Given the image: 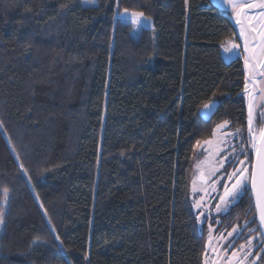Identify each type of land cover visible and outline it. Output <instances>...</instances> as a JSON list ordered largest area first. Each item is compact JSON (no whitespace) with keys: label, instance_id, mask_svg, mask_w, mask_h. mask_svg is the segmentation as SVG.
Instances as JSON below:
<instances>
[{"label":"trees","instance_id":"obj_1","mask_svg":"<svg viewBox=\"0 0 264 264\" xmlns=\"http://www.w3.org/2000/svg\"><path fill=\"white\" fill-rule=\"evenodd\" d=\"M96 1L0 0V264H204L196 142L249 126L235 25L212 0Z\"/></svg>","mask_w":264,"mask_h":264},{"label":"rangeland","instance_id":"obj_2","mask_svg":"<svg viewBox=\"0 0 264 264\" xmlns=\"http://www.w3.org/2000/svg\"><path fill=\"white\" fill-rule=\"evenodd\" d=\"M241 2H248V0H241ZM95 5H97L96 0ZM215 5L230 16L236 28V35L222 46V54L226 61H232L236 58H241L243 61L246 72L245 89L247 86V91L244 89L243 94L247 102L248 112L249 106L251 105L252 135L259 140L260 132L263 131L264 128V38L259 36V33L264 31V17L260 15L264 10L254 8L241 13V15L237 17V15L231 11L230 6H222V0H216ZM123 12L124 10L117 13L118 19L121 20L120 14ZM128 12L132 13L133 11L128 10ZM144 17L147 18V20L141 25H137L131 20L128 21L133 26L132 34L135 38L139 36L142 28L153 27L152 20L146 16ZM237 19L241 20L245 29L249 51H245V39L240 36L241 24H237ZM249 20H251V26L248 23ZM250 27H255L256 32H251ZM253 37H255V39H253ZM233 45L236 46V50H232ZM245 56L249 58L247 67L245 65ZM216 126L214 128L216 130L215 135L213 134L212 138L208 139L212 140L213 144L204 145L203 148L198 147L197 159L195 161L192 177V182L193 180L196 181V191H193L192 183L190 191L193 210L197 217L199 229L200 231L204 230L206 232L207 241L204 264H253V261H255V264H264V240L257 222V216V225L253 224V218H249V215L246 213L247 217L235 222L232 226L231 221H225L223 219L229 212L217 213L215 211V205L219 202V196L223 194V186L218 185L217 191L212 192L210 186L211 181L209 180L205 183L200 179L201 172L207 177L211 169L206 164H202L201 169H197L196 165L202 161H206L209 157V152H214L216 148L224 147L222 155L226 156L231 153L233 148L239 151L241 145L250 148L248 130L245 131L240 128H232L229 123H227L223 129H217ZM237 129L241 130V136L229 135L235 133ZM218 140H226L227 146L225 147L224 145L217 144L216 141ZM253 158L254 152L249 151V170H251ZM214 159H218V157H214ZM239 159L243 160L244 156H240ZM234 166L239 167V165L234 164V162L225 163L224 169H221V173L219 174L221 179H223L224 171L226 170L230 173L233 171ZM233 182L234 181L229 182V187H231V183ZM201 189L204 190L202 191ZM248 193H250L252 197L250 184L248 190L243 193V197ZM212 197H215V199H212ZM201 200L207 203V207L204 206L203 202L200 208L196 207V202ZM240 200L241 199L235 202L234 205ZM234 205H232L231 208ZM205 213L207 214V218L204 216ZM3 226L4 224L0 225V235L3 231ZM250 230L252 231L250 232ZM229 233H232V236H229ZM250 239L252 240V246L249 247L247 245ZM229 244L231 247L225 252L224 248ZM242 245H245L243 249H241ZM233 252L237 253V255L233 256Z\"/></svg>","mask_w":264,"mask_h":264},{"label":"snow or ice","instance_id":"obj_3","mask_svg":"<svg viewBox=\"0 0 264 264\" xmlns=\"http://www.w3.org/2000/svg\"><path fill=\"white\" fill-rule=\"evenodd\" d=\"M87 2L90 5H95V0H82V3ZM119 0H117V3ZM187 3V0H185ZM222 6L228 7L230 6L231 11L234 12L237 17L241 15V13H244L247 10H252L254 8H260L264 10V0H248V2L242 3L241 0H222ZM63 7V5H62ZM121 15V23H127L129 20L135 22L137 25H141L146 22L147 18L144 17V14L142 12H132L129 13L127 9L124 10V12ZM262 17H264V11L260 13ZM115 19V17H114ZM237 24H241V31L240 36L245 39V51H249L248 45H247V36L245 35V29L243 27V24L241 20L237 19ZM249 25L251 26V20L248 21ZM251 32L255 33L256 28L250 27ZM259 36L261 38H264V31H261L259 33ZM255 39V37H253ZM232 50H236V46H232ZM254 53V50H253ZM249 58L245 56V65L248 66ZM245 91H247V86ZM205 109L209 108V105H204ZM227 121H225L223 124L217 125V129H223L227 125ZM251 105L249 106V144L250 148H246L243 145H241L239 151H237L235 148L232 149L231 153L229 155H222L224 151V147L216 148L214 152H209V157L206 161H202L196 165L197 169H201L202 164H206L211 171L209 172V175L205 177L203 173L201 172L200 179L207 183L209 180L211 181V191L216 192L217 186L222 185L223 186V194L219 196V202L215 205V211L217 213H227L230 211V208L232 205H234L235 202H237L239 199L243 197V193L248 190L249 184L251 185V190L255 195V206L259 213V220L262 226H264V131L260 132L259 140L255 136L252 135V128H251ZM215 129L213 130V134L215 135ZM229 135H237L241 136V130L237 129L235 133L229 134ZM217 144L227 146L226 140H218L216 141ZM212 140H205L203 142L197 141L196 147L203 148L204 145H212ZM207 150V149H205ZM249 151H253L255 154V161L254 163H251V170H249ZM244 156L243 160H240L239 157ZM214 157H218V159H214ZM227 162H234V164H238L239 167H235L232 172H227L226 170L223 173V179H221V176L219 175L221 173V169H224L225 163ZM23 167V165H21ZM234 181L231 183V187H229V182ZM193 191H196V181L193 180ZM202 191L204 189H201ZM3 197L5 203L8 200V189H3ZM212 199H215V197H212ZM201 201L196 202V207L200 208ZM204 206L207 207V203L203 202ZM205 218H207V214H204ZM5 213L3 210H0V225L5 223ZM235 231V229H234ZM252 230H250L251 232ZM229 236H232V233L228 234ZM261 235L264 236V232H261ZM57 239L59 237L57 236ZM41 241L39 238L35 239L33 241V244H38ZM247 246H252V240L250 239L248 241ZM231 247V245H227L224 248V251L227 252L228 248ZM245 245L241 246V249H243ZM237 253L233 252V256H236ZM253 264H255V261H253Z\"/></svg>","mask_w":264,"mask_h":264},{"label":"water","instance_id":"obj_4","mask_svg":"<svg viewBox=\"0 0 264 264\" xmlns=\"http://www.w3.org/2000/svg\"><path fill=\"white\" fill-rule=\"evenodd\" d=\"M213 2H215L216 0H212ZM207 105H209L208 109H205L204 106L200 109V115L201 117L205 120V121H210L214 115L217 113L219 107H220V103L218 101H211L209 103H207ZM264 131V128H263ZM255 161V154H254V158H253V163ZM251 194H252V199L254 202V207H255V211H256V216H257V222L260 228V232H264V226L261 225L260 220H259V213L258 210L255 206V195L251 190ZM263 240H264V236H262Z\"/></svg>","mask_w":264,"mask_h":264}]
</instances>
